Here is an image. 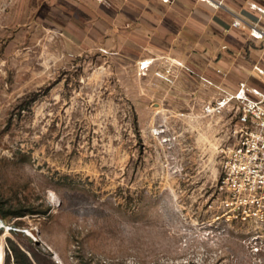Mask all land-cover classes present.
Returning <instances> with one entry per match:
<instances>
[{"label":"rangeland","instance_id":"374dc122","mask_svg":"<svg viewBox=\"0 0 264 264\" xmlns=\"http://www.w3.org/2000/svg\"><path fill=\"white\" fill-rule=\"evenodd\" d=\"M47 15L0 0V264H264L219 192L236 108L207 105L230 93Z\"/></svg>","mask_w":264,"mask_h":264},{"label":"crops","instance_id":"0c3cea01","mask_svg":"<svg viewBox=\"0 0 264 264\" xmlns=\"http://www.w3.org/2000/svg\"><path fill=\"white\" fill-rule=\"evenodd\" d=\"M48 13L64 36L138 63L170 61L179 75L202 78L216 90L241 84L264 90V46L240 19L264 27V0H15Z\"/></svg>","mask_w":264,"mask_h":264},{"label":"built area","instance_id":"2783aa9c","mask_svg":"<svg viewBox=\"0 0 264 264\" xmlns=\"http://www.w3.org/2000/svg\"><path fill=\"white\" fill-rule=\"evenodd\" d=\"M252 7L264 15V9ZM233 27L248 29L252 39L264 46V27L248 25L240 19L233 22ZM152 64L144 61L140 69L147 72ZM257 70L264 75V69ZM159 75L169 82L175 80L170 70ZM231 108H236L232 126L234 143L225 152L219 192L235 219L264 230V90L243 83L236 93L223 95L207 105L209 112L221 113Z\"/></svg>","mask_w":264,"mask_h":264},{"label":"trees","instance_id":"16d2710c","mask_svg":"<svg viewBox=\"0 0 264 264\" xmlns=\"http://www.w3.org/2000/svg\"><path fill=\"white\" fill-rule=\"evenodd\" d=\"M16 256V264H41L40 261L36 258V256L30 259L23 253L20 255L19 252H16ZM20 256L22 257V259H20Z\"/></svg>","mask_w":264,"mask_h":264}]
</instances>
